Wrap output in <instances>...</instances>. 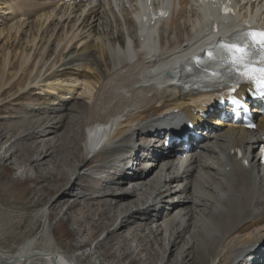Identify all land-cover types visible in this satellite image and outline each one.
I'll list each match as a JSON object with an SVG mask.
<instances>
[{"label": "bare ground", "instance_id": "1", "mask_svg": "<svg viewBox=\"0 0 264 264\" xmlns=\"http://www.w3.org/2000/svg\"><path fill=\"white\" fill-rule=\"evenodd\" d=\"M0 1L5 4L9 0ZM14 1V7L25 12L54 13L57 8V3L50 1ZM73 1L75 21L81 18L79 26L83 29L109 36L110 51L106 43L94 42L82 49H96L97 59L102 60L92 56L90 65L97 68L93 74L72 68L47 74L61 59L71 61L74 50L59 53L42 74L40 82L46 87L43 97L22 104L29 117L5 110L26 92L11 88L4 94L6 90H0V123L7 124L0 128V173L9 168L15 174L12 182L0 187L3 205L14 211L10 215L0 212V220L7 215L6 227L19 231L14 239L19 244L14 248L0 242V264H244L247 257L260 255L264 259L260 249L264 246V165L252 162L248 152L261 143L264 117H259L257 129L250 133L240 126H225L216 136L208 132L198 152L179 160L178 165L164 161L168 162L165 170L162 164H154L155 160H138L131 155L135 147L159 151L156 143L163 139L151 142L147 137L153 128L174 127L180 122L172 114L175 108L194 120L196 101L190 96H181V101L169 87L168 77H163V70L173 73V57L188 50L190 40V46L207 41V37L195 36L189 29V18L197 15L193 20L199 22V14L191 12L189 17L188 0H178V7L171 12L164 2V21L159 30L163 26L169 30L167 35H160V42L168 46L156 56L154 50L135 45L133 59L124 49L120 30L113 34V22L104 3ZM111 9L108 7L113 13ZM216 20L223 33L240 23L237 18ZM126 22L133 26L128 11ZM158 22L154 18L153 23L143 25L144 35L148 37L151 30H156ZM148 43L149 38L144 46ZM150 43L154 45L155 41ZM51 56L49 53L46 60ZM15 57L8 64V78L16 73L17 60L12 62ZM3 62L6 65L0 59V69ZM69 81L75 82L74 86ZM18 84L22 86L23 80ZM67 98L71 100L67 102ZM120 115L125 116L124 123L109 144L87 159L91 142L85 139L84 128ZM12 136L15 138L9 142ZM132 164L139 167H129ZM131 169L137 172L130 173ZM29 181L32 184L25 186L24 197H6L12 184L26 185ZM47 197L49 200L40 206ZM76 207L78 212H74ZM66 223L71 224L69 230L64 229ZM97 232L101 234L96 237ZM62 234H73L75 244L62 243Z\"/></svg>", "mask_w": 264, "mask_h": 264}, {"label": "rangeland", "instance_id": "2", "mask_svg": "<svg viewBox=\"0 0 264 264\" xmlns=\"http://www.w3.org/2000/svg\"><path fill=\"white\" fill-rule=\"evenodd\" d=\"M10 2L12 3V0L5 2V4L2 1H0V59L2 61H5L6 63L5 65L3 62L4 67L0 69V87H1L0 90L2 91L6 90L4 91V94L7 93L11 88L12 90L19 91L20 93L26 92L24 98L18 101H14V103L12 104H7V107L5 110L10 113L14 112L16 114H19L22 117H25V116L29 117V114L22 108V104L31 103L32 101H29L30 99L36 100V99L43 97V96L42 97L40 96L44 95V91L46 90V87L44 86L43 82H40V80L43 78L42 74H44L45 70L47 69L51 61L55 60L59 53H62L64 55L68 51L74 50V52L72 53L70 57L71 61L70 60L66 61V60L61 59L55 66H53V68H51L47 72V74L52 73V71L60 72L63 69L67 70L71 68L77 69L81 73L93 74L97 71V68L95 65H90V64H91L92 56H95L96 59L100 58L99 56L97 57L98 51H96V49L94 50V48H91L92 50L87 49L86 51L82 49L94 42L95 45H103L104 43H106L108 50H109V47H111V43L108 40L109 36H106L103 34L98 35L95 32H90L87 28L86 30V29H83L82 26H79L80 19L78 21H75L74 19L75 17L71 18L70 12H72L73 10V5H70V6L69 5H61V6L56 5L57 8L54 10V13H44L43 11L42 13L39 11H35L34 13L32 11L33 12L32 14H21L20 15L16 11H14L15 1L12 3L11 6H10ZM187 6L190 7L192 5H187ZM59 9L63 10V12L58 13ZM190 9L191 10L189 11L186 9L187 12L189 13V17L192 14L191 12L197 13L192 7H190ZM100 10H102V8ZM23 13H25L24 10H23ZM108 16L109 18L111 17L110 19L113 21L112 23L113 24V34L117 35L118 32L116 31L120 30L119 28L122 27L121 20L114 19L113 13L112 15L109 14ZM189 19H191L192 21L197 20V15L193 14V16H191ZM114 20H117L118 22L117 21L114 22ZM191 20L189 21L190 24L192 23ZM182 21L183 20L181 19V22ZM36 27H38V31L36 30ZM161 30L164 32H167L169 28L168 27L166 28V26H163ZM120 34H121V31H120ZM35 36L36 38L34 39V41L29 42L30 39ZM22 50L24 52L20 54ZM49 53H52V56L50 60L47 61L46 57ZM14 55H16V57L12 60V62H15L17 60V64H16L17 70L14 76L8 78L9 77V74H7L8 64ZM19 56L20 58L18 59L17 57ZM97 60L100 62L102 61L101 59H97ZM79 65H82V66L79 67ZM109 74H111V72ZM5 79L6 81H4ZM20 80H23L22 86H19L18 84ZM70 83H72L73 85H71ZM74 83L75 82L69 81L70 86H74ZM79 83L80 82L78 80L76 81L75 85ZM36 84H39V85L37 86ZM30 89L32 91L27 92ZM38 102L41 103L42 100L40 99L38 100ZM0 110H2V108ZM4 124H6V122L5 123L1 122L0 128H4ZM5 126H7V124ZM14 138L15 136L10 137L9 142L13 141ZM6 141L7 140H4L3 143H5ZM27 143L28 142H25V144ZM14 148L15 147H12V149ZM39 154L37 155V157H39ZM15 155H17V158L19 159L20 154L17 153ZM3 166L7 167L8 164L3 165ZM41 166H43V162ZM0 167H2V164H0ZM1 170H3V168ZM14 177H15V174L9 168H6V170L1 171L0 187L4 184H8L12 182V180L15 179ZM31 184L32 182L30 181L26 185H22L21 183L12 184L11 192L6 197L8 199H11L14 197H18V198H21L22 196L24 197L26 187L30 186ZM48 200L49 198L47 197L46 200L42 202L43 204L41 203L40 206H43L44 203L47 202ZM4 201L5 200H3V198H0V212H5V213H8L9 215L12 214L14 210L6 209L7 207L3 205V203H5ZM21 208L22 207H20L19 209ZM75 209L76 211H74ZM75 209L73 210L74 212L79 211V208L77 209L76 207ZM7 222H8L7 215L5 216V218H1L0 220V242L2 245L4 244L3 246L14 248L15 246L19 244L18 243L19 241H16V244L14 241L15 236L19 231H17L16 228L14 227L11 229L7 228L6 227ZM89 223L91 222H88L85 225V227H88ZM70 226L71 224L66 223L64 226V229L69 230L68 228ZM2 232L4 233L7 232V234H2ZM99 234L101 233L97 232L96 237ZM59 237L62 243H67L69 246H72L73 244H75V240L73 241L75 236H73V234H71L70 236L62 234V235H59Z\"/></svg>", "mask_w": 264, "mask_h": 264}, {"label": "snow or ice", "instance_id": "3", "mask_svg": "<svg viewBox=\"0 0 264 264\" xmlns=\"http://www.w3.org/2000/svg\"><path fill=\"white\" fill-rule=\"evenodd\" d=\"M252 38L256 44V51H260L264 53V32L252 33ZM225 49L229 51H233L239 53L241 50L237 48L235 45H224ZM234 64H243L246 71L241 72V77L244 79L255 80L259 87H264V55H262V59L259 67L253 66V63L248 61V58L241 54L238 60L233 61Z\"/></svg>", "mask_w": 264, "mask_h": 264}]
</instances>
